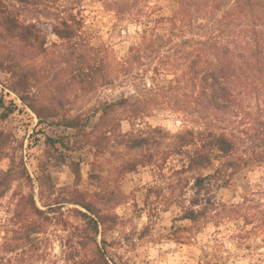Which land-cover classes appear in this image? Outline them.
I'll use <instances>...</instances> for the list:
<instances>
[{"label": "trees", "instance_id": "trees-1", "mask_svg": "<svg viewBox=\"0 0 264 264\" xmlns=\"http://www.w3.org/2000/svg\"><path fill=\"white\" fill-rule=\"evenodd\" d=\"M100 1L121 19L147 18L124 58L87 41L84 19L70 0H0V71L10 75L9 90L39 122L74 130L72 136L46 137L50 156L59 159L57 164L65 162L61 153L50 151H58V145L99 155L113 141L140 150V157L125 163L121 173L183 156L178 172L191 174V194L181 219L197 223L211 215L239 216L244 224L258 219L264 227V175L259 188L236 203L220 195L242 170L252 165L264 168V0H176L178 7L171 15L154 18L148 0ZM46 26L57 37L50 44ZM151 71L153 79L166 77L149 84L146 75ZM109 87L134 89L84 107L82 103L92 102L100 88ZM161 100L198 128L175 135L158 126L121 130L122 121L148 116ZM0 107V118L13 112L2 99ZM14 140L0 128V162L10 155ZM71 169L80 183V164L71 163ZM23 178L32 182L23 163L0 168V198ZM51 179L47 174L54 187ZM73 196L72 202L86 212L79 211L83 225L75 235L78 246H67V261L112 264L102 245L106 241L100 243L97 237L111 217L106 206L119 205L121 198L114 191L91 194L78 189ZM20 201L29 215H15L20 225L11 239L0 243L1 259L18 252L20 243L38 245L41 239L35 235L45 233L52 220L34 195H23ZM259 264H264V253Z\"/></svg>", "mask_w": 264, "mask_h": 264}, {"label": "rangeland", "instance_id": "rangeland-1", "mask_svg": "<svg viewBox=\"0 0 264 264\" xmlns=\"http://www.w3.org/2000/svg\"><path fill=\"white\" fill-rule=\"evenodd\" d=\"M70 1L74 11L84 19L83 30L87 41L97 47H108L120 59L127 55L130 45L146 27V17L137 22L128 16L121 19L105 8L100 0ZM148 4L149 10L154 9L153 18L171 15L178 7L176 0H148ZM38 6L35 7L40 9ZM26 17L30 19V16ZM46 30L48 43L56 41L57 37L48 26ZM165 77L162 75L153 79L151 71L146 75V81L149 84L161 82ZM9 84L10 75L0 71V100L13 111L7 118H0V128L12 133L15 138L10 155L0 162V168L21 166L23 163L32 182L25 178L16 181L11 190L0 198V243L5 238L11 239L19 228V219L15 215H29L26 203H20L23 195H34L38 207L46 211L45 215H50L52 220L46 223L45 233L35 235L41 239L38 245L20 243L21 249L0 258V264H71L66 259L67 246L72 243L78 246L75 235L77 227L83 225L79 211L86 212L72 202L76 189L91 194L114 191L121 198L119 205L106 206L105 211L111 217L104 227H100L97 237L100 243L106 241L102 245L112 264L261 263L264 227L261 228L258 219L252 220V224H244L239 216L222 219L211 215L210 219L197 223L181 219L191 194L187 185L191 174L178 172L185 163L183 156L172 155L167 161L121 173V167L140 157L142 152L119 146L113 141L109 150L99 155L86 148L70 151L58 145V151H50L61 153L65 162L57 164L59 159L54 160L50 156L46 137L72 136L74 130L39 122L35 113L9 90ZM133 89L100 88L92 102L82 104L88 108L98 98L112 99ZM164 101L161 100L159 108L142 119L122 121L121 130L129 132L158 126L175 135L185 128H198L188 122L182 112L170 110ZM3 111L4 108L0 107V113ZM73 162L80 164L82 178L78 184L71 169ZM47 174L51 175L54 187L49 186ZM263 175L264 168L258 165L242 170L235 176L230 188L222 189V199L235 203L240 201L242 195L259 188Z\"/></svg>", "mask_w": 264, "mask_h": 264}]
</instances>
